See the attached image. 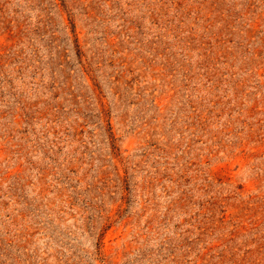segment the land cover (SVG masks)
<instances>
[{
	"label": "rangeland",
	"instance_id": "374dc122",
	"mask_svg": "<svg viewBox=\"0 0 264 264\" xmlns=\"http://www.w3.org/2000/svg\"><path fill=\"white\" fill-rule=\"evenodd\" d=\"M0 264H264V0H0Z\"/></svg>",
	"mask_w": 264,
	"mask_h": 264
}]
</instances>
